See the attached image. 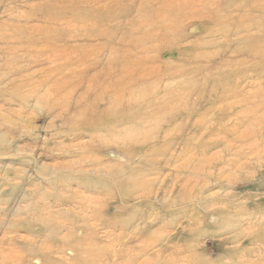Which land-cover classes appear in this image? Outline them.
<instances>
[{
    "label": "rangeland",
    "instance_id": "1",
    "mask_svg": "<svg viewBox=\"0 0 264 264\" xmlns=\"http://www.w3.org/2000/svg\"><path fill=\"white\" fill-rule=\"evenodd\" d=\"M32 3L0 0V264H50L45 254L55 264H264V0H194L195 6L112 0L94 26L110 36L101 63L105 51H129L131 59L142 57L135 71L158 67L172 79L144 81L138 86L147 92L108 105L94 103L95 85L78 98L87 86L80 75L70 78L78 84L67 98L53 92L55 80L83 65L74 54L67 66L50 40L17 41L11 24L43 25L27 20ZM201 6L202 23L185 30L186 18ZM63 8V14L96 16L80 5ZM71 22H59L50 34L68 39L81 32V21ZM198 24L212 40L182 51L180 60L171 53L155 61L158 51H141L183 30L192 35L186 42L199 40ZM247 29L258 33L247 37ZM67 43L64 51L70 45L83 50L80 44L103 39ZM35 51L43 54L29 55ZM165 61L172 62L168 68ZM44 75L45 84L39 81ZM95 109L93 137L69 130L79 110L82 123ZM80 159L102 163V175H120L98 180L89 166V172L77 171ZM155 160L168 163L149 171ZM129 189L139 196L151 189L150 202L122 201ZM109 217L129 221L111 226Z\"/></svg>",
    "mask_w": 264,
    "mask_h": 264
},
{
    "label": "bare ground",
    "instance_id": "2",
    "mask_svg": "<svg viewBox=\"0 0 264 264\" xmlns=\"http://www.w3.org/2000/svg\"><path fill=\"white\" fill-rule=\"evenodd\" d=\"M32 1H33V3H32V5H30V10H31L30 13L31 14L30 15H27V20L39 21V22H42L43 25H40L39 23H34V24L28 26L29 27L28 28L26 26L19 25V24H11V28H12V30L14 32V35H15L17 41L18 42L19 41H22L21 40L22 36L25 37L26 42L32 41L34 39V37L35 38L37 37V39L46 40V41L47 40H50L51 43H53L54 45H56V47L54 48L53 52L56 53V54L62 55L64 57V59H65V63H66L67 66L70 64V57L72 55H74V54L80 56L79 57V61L83 65L80 70L72 71V73L70 75L66 76L64 79L63 78H59V79L55 80L54 85L51 87V89H53V92L55 91V92L63 93V95L67 98L69 95L72 94V92L74 91V88L78 84V83L74 82L76 80H70V78L72 76L80 75L81 77L86 78L87 86H86V90L78 98L80 99V98L86 97L88 95L90 89L92 88L91 85H95V87H98V92L95 93L94 96H93L94 103L97 102V101H99V100H105L106 104L108 105V103L110 104V103L115 102V101H122V100H124L126 94L129 97L132 94L133 95L134 94H137L138 95V94H142V93L147 92V90H146L145 87H144L145 88L144 89V88L138 86L140 83H142L144 81H149L150 79H154V80H157V81L166 80L168 82V81H170V79H172V76L170 74L171 71L165 70V69L162 70V69H160L158 67L155 68V67L152 66L150 69H143V71H135V69H136L135 66L137 65V64H135V62L136 63L137 62H140V60H142V57H139V56H136L135 55V58L134 59H131V55H130L129 51H123L119 56H117V53L119 51H112V50L111 51H105V53H106V60L103 63H101V61L99 60V56L102 54V52H104L105 46L107 45V43H108V41L110 39V36L106 33V31L99 30V29H95L94 26H97L99 24V20H100L101 14H102V11L101 10H105V8L108 6V3H110L112 0H109L108 3H103V4H101L102 0H77V1H75V0H32ZM174 2H176V3H184L185 0H174ZM186 2H190V4L193 5V6L196 5V4H193L194 3V0H186ZM170 4H171V2H170ZM44 5H45V8L41 7V6H44ZM78 5H80L82 7H85L86 8L85 10H87V11L89 10L90 12H92V14H91L92 16H95V15L96 16L94 18H86L87 14L85 13V11L84 12H82V11L75 12V13H71V14H63V11L62 10L64 9L63 8L64 6H71V8L76 9V7H78ZM103 7H105V8H103ZM52 8L55 9V10H59V14H58L59 17L54 14ZM201 8H204V7L201 6L200 8L194 9L193 16H191V18H186V23H185L186 25L184 27L185 30H186V28H189L192 25H194L195 22H200L201 21L200 23H202V17L201 16H202L203 13L205 14V11H200ZM97 10H100V11L96 14ZM36 15H39V16H36ZM83 17H85V18H83ZM206 17L208 19H211L209 17V15H206ZM76 18H78V21H81V25H80L81 32L75 33L76 35L71 34L68 37L69 40H75L77 38H82V39H84L86 41H94V40H98V39H103V43H101V44H91V43L80 44L78 46V48L85 47V49H83V50H80V49L77 50L72 45H70V51H66V50L64 51V49H65V47L67 45L69 47V44L67 43V40L68 39L65 38L64 36L58 34V33H54L53 36H52L50 34V31L52 29H55V26L57 24H59V22H61L62 25L68 26V25L72 24L71 21H74ZM86 19L88 20V22H87ZM93 19H94V21H93ZM221 19H222V17H221ZM91 21H93V22H91ZM71 26H73V25H71ZM197 26H199L198 27V33H199V35H195V36L199 40H195L196 42L195 41L186 42V40L188 39V37H190L192 35H191L190 32H187V31H184L183 30L181 32V34L177 35L176 37H173V38L172 37L171 38H164V37H162V39H164V40L161 41L158 45H156L153 48H144L141 51H158L157 56L154 57L155 58V61L158 60L160 57H163L166 54H171V53H174L175 54V58L180 60L181 59V56H182V51H194V49H192V48H194V45H196L197 43L210 44V41L212 40L211 38L213 37V36L211 37V35H212L211 33L212 32L211 33H209V31L205 32L206 29H205V27H204L203 24H198ZM238 29L239 28H237V27L234 29V34L239 32ZM159 31H157V32H159ZM203 32L208 33V35H205L206 38L204 40H202L201 37H200L202 35L201 33H203ZM244 32H245V34H249V35H246L247 37L257 35V33H258L257 31L252 32L250 29H247ZM193 34H195V33H193ZM227 34L228 33H226L225 35H227ZM7 38H8V36L6 37V39ZM59 41H64L63 42V45L64 46L58 47L56 43H58ZM202 44H197V45H202ZM92 45H96V46L93 47ZM124 50H127V48L125 47ZM248 51H255V50H254V48H249ZM30 52H32V51H30ZM35 52L30 53L29 55L33 56V55L43 54L41 51H35ZM189 59H191V58H189ZM171 63H172L171 61H165L164 62L165 68H168L171 65ZM118 64H119V66H118ZM99 66H100V69L99 70H96L95 72H91L92 70L97 69ZM206 73H207V70H206ZM185 76H186V74H185ZM48 77H49L48 75H44V76H42V77L39 78V81L40 82H43L45 84V83H47ZM198 77H200V76H198ZM173 81H175V80H173ZM151 85H152V83H151ZM151 85H148V87L151 88ZM122 92H124V93H122ZM90 93H92V92H90ZM159 95H160V93H159ZM111 97H112V99H111ZM155 99H157V98H155ZM221 108H223V107H221ZM100 111L102 112V110H100ZM96 112H99V110H96L95 109L93 111V117L90 118V119H88L87 121H84L83 120L82 123H81L79 120L80 119L82 120V117H83V113L84 112L82 110L81 111L79 110L77 112V114L75 115V119L72 122V126H70L72 128H69V130L75 131L77 133V135L80 134V133H83V131H84L86 133H90V137H93V135H94L93 132L96 131L98 129V126H99V124H97L98 121H97L96 116L98 114H96ZM189 114H190V112L187 113V115H189ZM154 115L157 116V114H154ZM160 116L161 115L158 114V117H160ZM174 116H175V114H174ZM155 118H157V117H155ZM94 119H96V122L95 123L93 122ZM237 121H239V120H237ZM75 129H77V130L80 129L81 131H76ZM168 132H171V130L170 131L167 130V133ZM175 132H177V131H175ZM236 133H238V132H236ZM242 134L243 133H241V135ZM242 137H243V135H242ZM195 141H197V140H195ZM100 145L101 146H104L102 144H100ZM199 147H201V146L199 145ZM139 149H140V147H139ZM202 149H204V148H202ZM206 149L208 150V148H206ZM193 151H191V153ZM172 152H174V150ZM195 154H196V152H195ZM161 155L163 156V154H161ZM158 156H160V155H158ZM182 159H185V158H182ZM195 161H196V159H195ZM201 161L202 160H200L199 162L201 163ZM80 162H81V164L78 167L77 171L78 172H81V173H83V172H89L90 169L85 168L86 166H89V167H91V170L95 173L96 179H98V180H107L108 178L109 179H115V178L118 179V175H120L119 171L117 173L114 172V175H112V173H110V172H108L107 175H106V173L104 175H102L100 173L101 172L100 166L102 165V163H100L97 160L96 161H86L85 159H80ZM197 162H198V160H197ZM167 163H168L167 161H160V160H155V161L149 162L148 163L149 171H155V167H157L156 165H159V167L161 165V167H162V166L166 165ZM187 165H189V164H187ZM119 166H122V165H119ZM203 166L204 165H202V168H203ZM226 167H227V165H226ZM66 168H73V166L72 167L67 166ZM190 169H188V170H190ZM206 170H207V168H206ZM175 172H176V170H175ZM192 174H193V172H192ZM131 176L132 175L129 174L126 177H121L120 178V181H122L124 178L129 179V177H131ZM117 179H115V180H117ZM126 179H124V180H126ZM133 181H134V179H133ZM133 181L131 183H134ZM70 182H72L71 179H70ZM139 182L143 183L142 181H139ZM184 182L185 181H183V183ZM151 184H152V182L149 181V180L146 182V186H148V187ZM141 186H143V185H141ZM172 188H174V187H172ZM152 189H153V187H152ZM144 192L145 193H143L141 196H139V195H135L134 194L135 192L133 190H130L129 189L124 194L125 197H123V198L120 197V198H121L122 201H125V202H127L128 198L131 199V197L133 199L134 198H138V199L143 198V200H145V202H143V203H149L150 202L149 201V198H150V196L152 194V190L151 189H148L147 191H144ZM100 200H101L100 201L101 204L102 203H108L107 201H104L102 199H100ZM172 203H173V201H172ZM103 206H106V205L104 204ZM107 207L110 208L109 203H108ZM173 207H176V206H173ZM128 221H129L128 218L125 219L124 221H119V218L118 217H114V218H111V219L109 217L108 220H106L105 222L108 225H111V226H116V225L124 226V225H126V222H128ZM48 223H50V222L47 221V224ZM28 251L31 252V254L32 253L37 254L35 252L36 250L33 249V248H29ZM181 254L183 255V253H181ZM173 257H174V255H173ZM188 258H190V257H188ZM44 260H46L50 264H55L57 262V261H53L55 259H51L50 258V255H47V254L44 255ZM8 263H10V262H8ZM20 264H26V263L21 262ZM208 264H210V263H208Z\"/></svg>",
    "mask_w": 264,
    "mask_h": 264
}]
</instances>
